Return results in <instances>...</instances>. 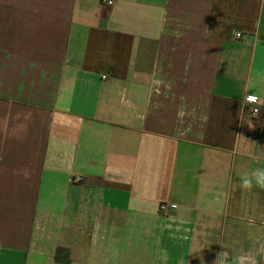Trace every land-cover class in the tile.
<instances>
[{
  "label": "crops",
  "instance_id": "0c3cea01",
  "mask_svg": "<svg viewBox=\"0 0 264 264\" xmlns=\"http://www.w3.org/2000/svg\"><path fill=\"white\" fill-rule=\"evenodd\" d=\"M113 1L0 0V264H264V0Z\"/></svg>",
  "mask_w": 264,
  "mask_h": 264
},
{
  "label": "built area",
  "instance_id": "2783aa9c",
  "mask_svg": "<svg viewBox=\"0 0 264 264\" xmlns=\"http://www.w3.org/2000/svg\"><path fill=\"white\" fill-rule=\"evenodd\" d=\"M99 4L102 7H112L114 5V1L113 0H98ZM240 34H236V38H240ZM102 80L106 79V76H102L101 77ZM259 104V100L257 97L253 96V95H247L244 97L243 99V111L248 113L251 118H258L260 115V110L257 107V105ZM77 181H79V179H77ZM173 205L171 204H167V203H161L158 206V209L160 212H167L169 211V209H173Z\"/></svg>",
  "mask_w": 264,
  "mask_h": 264
},
{
  "label": "clouds",
  "instance_id": "9594fccd",
  "mask_svg": "<svg viewBox=\"0 0 264 264\" xmlns=\"http://www.w3.org/2000/svg\"><path fill=\"white\" fill-rule=\"evenodd\" d=\"M253 182L260 186H264V169H256L251 176H244L242 178V185L245 188H250Z\"/></svg>",
  "mask_w": 264,
  "mask_h": 264
},
{
  "label": "trees",
  "instance_id": "16d2710c",
  "mask_svg": "<svg viewBox=\"0 0 264 264\" xmlns=\"http://www.w3.org/2000/svg\"><path fill=\"white\" fill-rule=\"evenodd\" d=\"M65 251H66V250H64V249H62V248H57V249L55 250V260H56L57 262H60V257H61L62 254L65 253Z\"/></svg>",
  "mask_w": 264,
  "mask_h": 264
}]
</instances>
